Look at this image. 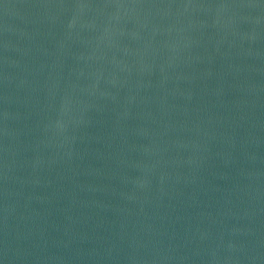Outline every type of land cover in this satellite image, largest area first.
Returning <instances> with one entry per match:
<instances>
[{
  "label": "water",
  "instance_id": "1",
  "mask_svg": "<svg viewBox=\"0 0 264 264\" xmlns=\"http://www.w3.org/2000/svg\"><path fill=\"white\" fill-rule=\"evenodd\" d=\"M0 264H264V0H0Z\"/></svg>",
  "mask_w": 264,
  "mask_h": 264
}]
</instances>
